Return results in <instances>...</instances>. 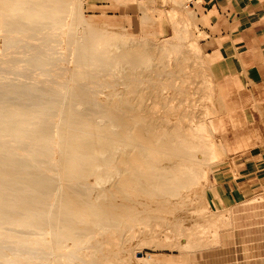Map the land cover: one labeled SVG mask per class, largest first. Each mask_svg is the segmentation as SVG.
I'll return each instance as SVG.
<instances>
[{"label": "bare ground", "instance_id": "bare-ground-1", "mask_svg": "<svg viewBox=\"0 0 264 264\" xmlns=\"http://www.w3.org/2000/svg\"><path fill=\"white\" fill-rule=\"evenodd\" d=\"M84 5L0 0V264H137L206 230L226 153L195 117L192 54L90 27Z\"/></svg>", "mask_w": 264, "mask_h": 264}, {"label": "crops", "instance_id": "crops-1", "mask_svg": "<svg viewBox=\"0 0 264 264\" xmlns=\"http://www.w3.org/2000/svg\"><path fill=\"white\" fill-rule=\"evenodd\" d=\"M186 1L206 35L226 153L205 190L220 216L219 243L187 264H264V0Z\"/></svg>", "mask_w": 264, "mask_h": 264}, {"label": "rangeland", "instance_id": "rangeland-1", "mask_svg": "<svg viewBox=\"0 0 264 264\" xmlns=\"http://www.w3.org/2000/svg\"><path fill=\"white\" fill-rule=\"evenodd\" d=\"M185 3L188 6L189 3L186 0ZM186 5H177L180 7L178 10V7L175 6L172 0H85L82 12L90 27H98L105 24L112 28L122 29L127 33L129 38L132 37L138 40L145 37V40L151 45H156L158 43L169 46L174 43L184 44L185 50L192 54V61L195 60L192 64L194 70L193 79L195 80V90L193 88V103L195 109V111H193L196 113L195 117L196 119L198 117L197 120H210L215 136L217 137L219 134L215 124V118L219 109V96L210 74V57L208 55V47L204 43L206 35L199 29L197 21L188 13L189 8H185ZM171 10L175 11L171 12ZM184 34L185 39H181L180 36ZM190 42L197 45L196 47L194 45V48L198 47L194 52V48L191 47ZM207 109H210V111L208 112ZM206 115L208 116L205 117ZM219 160L222 161L223 158ZM219 160L212 164L208 175L209 182L204 189V195H202V197L199 196L198 199H200L196 201L198 202L196 206H200L197 209L202 219L208 217L203 219L207 223L206 225L203 221L204 227L206 228V236H204L205 233H203V237L201 235V238L199 237V240L197 239V245L194 248L184 246V242L187 239V237H185L186 234L180 236L179 239L176 240L177 244H172V248L168 246V243H165L167 245L165 247L144 245L141 248H136L132 256L137 261V264H187L188 257L192 252L209 249L219 243V232H217V236L212 233V231H214L213 229L216 228L219 231L218 223L216 225L213 223V219L219 215V213L213 210L207 203L208 201L205 196V190L211 183L210 179L213 168L220 162ZM202 200L205 202L200 203V205L199 202H203ZM212 212H215V214ZM201 213H204L205 216ZM197 217L198 216H194V218ZM209 240H211V242ZM243 257L246 259L248 255L244 253ZM243 264L255 263L244 261Z\"/></svg>", "mask_w": 264, "mask_h": 264}]
</instances>
